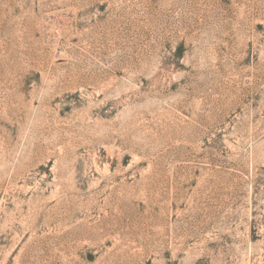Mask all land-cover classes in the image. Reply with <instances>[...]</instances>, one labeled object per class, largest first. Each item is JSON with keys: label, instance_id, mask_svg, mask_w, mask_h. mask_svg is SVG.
<instances>
[{"label": "rangeland", "instance_id": "rangeland-1", "mask_svg": "<svg viewBox=\"0 0 264 264\" xmlns=\"http://www.w3.org/2000/svg\"><path fill=\"white\" fill-rule=\"evenodd\" d=\"M0 264H264V0H0Z\"/></svg>", "mask_w": 264, "mask_h": 264}]
</instances>
